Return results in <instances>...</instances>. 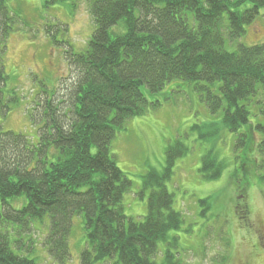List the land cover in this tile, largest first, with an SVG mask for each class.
Wrapping results in <instances>:
<instances>
[{
    "label": "trees",
    "instance_id": "obj_1",
    "mask_svg": "<svg viewBox=\"0 0 264 264\" xmlns=\"http://www.w3.org/2000/svg\"><path fill=\"white\" fill-rule=\"evenodd\" d=\"M7 1L0 0V264H41L33 253L40 247L50 261L65 263L75 214L85 236L79 264H180L172 251L178 236L170 232L180 229L183 218L166 182L190 147L180 140L169 144L162 170L142 176L147 213L136 220L124 211L131 181L110 153L111 142L127 120L159 105L148 94L171 83L191 85L211 114L190 127L200 141L235 132V148L252 152L254 128L264 130L249 121L253 107L264 114V42L238 43L232 51L225 45L238 42L264 0H90L94 29L86 47L67 48L69 74L57 90L33 92L28 119L36 126L34 139L2 125L20 101L19 91L6 88L4 52L14 22ZM67 1L74 3H47ZM214 147L198 169L207 180L220 177L226 165ZM256 162L252 154L241 167L255 171ZM240 184L235 196L241 203L233 205L245 218L250 184ZM199 203L204 216L210 197ZM46 217L47 233L37 243L36 223L41 228Z\"/></svg>",
    "mask_w": 264,
    "mask_h": 264
},
{
    "label": "rangeland",
    "instance_id": "obj_2",
    "mask_svg": "<svg viewBox=\"0 0 264 264\" xmlns=\"http://www.w3.org/2000/svg\"><path fill=\"white\" fill-rule=\"evenodd\" d=\"M89 1L54 4H48L47 0L7 1L14 22L4 52L5 73L8 75L6 88L19 91L20 101L3 121L5 129L36 138V126L28 119V112L35 104L33 92L57 90L62 79L69 74L65 59L67 48L78 52L86 47L94 29ZM263 42L264 10L260 9L255 20L245 26V33L238 42H227L225 48L232 51L238 43L249 46ZM147 98L158 100L159 105L155 109L150 107L151 110L142 116L127 120L110 146L117 166L131 181L130 190L123 198L125 214L143 220L149 191L141 193L142 176L151 168L161 171L165 148L180 140L190 149L175 161L171 178L166 182L168 191L173 194V208L183 218L180 229L170 232V235L178 236V244L172 251H176L179 263L264 264V179H260L264 176V130L254 128L257 143L252 152L245 147L235 148L238 136L235 132L223 131L215 140L200 141L197 131L190 127L209 120L211 114L191 85L181 87L167 83L159 93L148 94ZM251 111L250 123L264 126V114L254 107ZM245 128L243 126L239 132ZM211 147H214L217 159L226 165L220 177L207 180L198 169L202 156ZM252 154L258 167L255 171L244 172L241 163ZM246 181L250 184L245 190L248 213L242 218L233 203H241L235 195L243 186L240 183ZM206 197H210L211 207L202 216L199 201ZM43 222L41 228L36 223L37 243L41 242L49 227L47 217ZM163 246L158 244L156 261L161 260ZM84 247L82 217L75 214L69 235L70 257L63 264H79ZM33 253L41 264H59L50 261L42 247ZM97 264H111V261Z\"/></svg>",
    "mask_w": 264,
    "mask_h": 264
}]
</instances>
